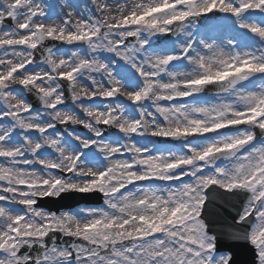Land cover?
Returning a JSON list of instances; mask_svg holds the SVG:
<instances>
[{
	"label": "snow or ice",
	"instance_id": "6c2138e0",
	"mask_svg": "<svg viewBox=\"0 0 264 264\" xmlns=\"http://www.w3.org/2000/svg\"><path fill=\"white\" fill-rule=\"evenodd\" d=\"M90 5L61 0L57 23L0 0V264H232L203 216L217 198L240 201L224 232L264 264V0ZM69 193L104 207L35 206Z\"/></svg>",
	"mask_w": 264,
	"mask_h": 264
},
{
	"label": "water",
	"instance_id": "95a60500",
	"mask_svg": "<svg viewBox=\"0 0 264 264\" xmlns=\"http://www.w3.org/2000/svg\"><path fill=\"white\" fill-rule=\"evenodd\" d=\"M238 202L239 201H237L235 198H217L215 200L206 201L203 212L206 223L210 225V231L217 237L218 248L229 247L230 251L232 252V264L236 263L237 256L240 254L239 251L234 250L233 247L246 246V244L243 243V241L238 242L229 240L224 232L225 226L223 222L225 220L227 226L233 224L235 217L234 215L238 210ZM232 209H234V211H232ZM223 236L226 238L227 242L224 241ZM246 260L250 261L243 264H254V261L251 257H247ZM238 264H241V262L239 261Z\"/></svg>",
	"mask_w": 264,
	"mask_h": 264
},
{
	"label": "rangeland",
	"instance_id": "374dc122",
	"mask_svg": "<svg viewBox=\"0 0 264 264\" xmlns=\"http://www.w3.org/2000/svg\"><path fill=\"white\" fill-rule=\"evenodd\" d=\"M41 3L45 4V5H48L49 6V12L51 14V21H54V22H59V20L57 19L55 13H58L60 12V9H61V0H40ZM70 3H73V4H76V5H79V9L78 11H87V8L88 7H91L90 5V0H69ZM125 2V0H121V3ZM127 2H131V0H127ZM113 8L116 7L115 4L112 5ZM68 9L65 8L64 9V12H67ZM63 17L61 16L60 19H62ZM78 17L77 16H73L72 19L73 21H75ZM178 70H183V69H178ZM189 99L190 101L193 99V98H187ZM197 99L200 101V102H207V103H215L217 102L216 101V98H212L213 100L211 101L210 99L208 100L207 98H204V97H201L200 95L197 97ZM74 107V106H73ZM77 112H79V109H76ZM81 115H83L82 113H80ZM162 122V121H161ZM83 133V132H81ZM151 141L152 140H147L145 141V143L147 144V146L149 147L151 145ZM179 148V146L177 148H172L173 150H177ZM164 151V150H163ZM104 207V205L102 206ZM79 210V209H77Z\"/></svg>",
	"mask_w": 264,
	"mask_h": 264
},
{
	"label": "bare ground",
	"instance_id": "6f19581e",
	"mask_svg": "<svg viewBox=\"0 0 264 264\" xmlns=\"http://www.w3.org/2000/svg\"><path fill=\"white\" fill-rule=\"evenodd\" d=\"M153 151L156 152L155 148H153ZM145 183H147V182H145ZM156 183H158V182H156ZM130 187H131V186H130Z\"/></svg>",
	"mask_w": 264,
	"mask_h": 264
}]
</instances>
